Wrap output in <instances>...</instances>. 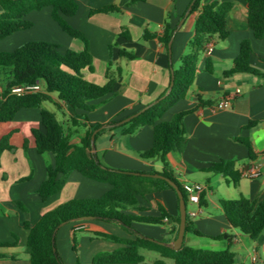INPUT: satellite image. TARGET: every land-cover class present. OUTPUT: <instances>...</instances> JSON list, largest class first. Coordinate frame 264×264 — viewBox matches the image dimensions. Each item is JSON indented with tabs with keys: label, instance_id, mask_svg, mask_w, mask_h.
<instances>
[{
	"label": "crops",
	"instance_id": "1",
	"mask_svg": "<svg viewBox=\"0 0 264 264\" xmlns=\"http://www.w3.org/2000/svg\"><path fill=\"white\" fill-rule=\"evenodd\" d=\"M214 1L220 0H202V4ZM78 2V13L68 18V22L89 42L94 71L85 70L86 79L103 86L108 82L109 70L117 78V84L115 93L93 102L97 107L87 114L76 113L59 102L55 94L52 95L53 102L43 104L44 109L54 113L67 127L72 126L73 118L84 124L72 139V143L77 145L91 126L101 124L107 128L112 122L120 123L168 93L174 68L190 51L198 17V13L190 15V12L186 16L193 0H146L133 4L129 0ZM233 2L234 7L226 19L228 38L219 40L214 37L213 52L202 55L187 97L176 103L159 122H171L178 114L187 112L184 117L186 147L182 153H170L168 161L182 186L198 183L206 188L205 206L201 201L199 207L188 202L186 212L190 227L200 232L199 237L207 238L211 247L222 242L230 245V251L235 254V264H264V232L257 241L243 235L229 223L220 204L222 200L240 197L264 199V77L256 74L227 75L234 68L241 44L246 40L252 44V66L264 75V41L256 39L249 28L246 2ZM107 6H116L118 10L107 14L93 12ZM29 19L34 23L30 30L40 28L46 36L53 35L52 43L58 44L61 51L81 52L84 49L81 40L71 38L54 22L50 8L33 12ZM168 23L174 29L171 49L157 37L144 38L146 32L162 36ZM22 33H15L4 40H21ZM122 50L132 53L135 58L122 57ZM207 59L212 61V73L207 70ZM226 98H231V105L218 108V102ZM251 123L255 125L252 127ZM40 128L41 109L22 110L12 122L0 123V142L10 135L12 146L0 160V244H17L0 248V255L7 256L0 259V264H30L26 222L34 226L45 213L61 204L73 199H97L111 189L108 184L91 181L74 172L59 194L43 202L38 189L47 167L53 165L55 159L52 153L40 155L37 151L33 130ZM152 145L151 127H143L132 135H125L122 129H117L99 135L92 152L102 164L114 170L161 173L163 165L160 160L145 161L139 157V153L149 150ZM222 161L234 163L237 179L210 171ZM253 164L262 165L261 174L251 179L247 173ZM138 200L140 206L149 210L145 215L160 216L159 207L163 206L170 217L162 225L133 224V228L171 248L178 237V194L167 190ZM199 208L201 213L192 218L189 213ZM100 233L134 239L131 232L116 223L85 219L68 222L57 230L55 237L56 248L64 264H75V257L79 256L90 258L88 261L84 259L85 264H93L99 254L124 248L123 244L99 237ZM220 236H224L223 239ZM142 254L145 261L140 264H174L155 251L143 250Z\"/></svg>",
	"mask_w": 264,
	"mask_h": 264
},
{
	"label": "trees",
	"instance_id": "2",
	"mask_svg": "<svg viewBox=\"0 0 264 264\" xmlns=\"http://www.w3.org/2000/svg\"><path fill=\"white\" fill-rule=\"evenodd\" d=\"M144 1L146 0H129L132 4ZM243 1L247 4L250 30L256 39L264 41V0ZM233 7V0L214 1L206 5L202 4V0H193L190 15L198 13L195 35L190 42V51L180 59L179 66L174 68V85L171 92L159 103L123 125L119 126V122H112L107 128L101 124L91 126L82 137L81 143L77 145L72 143V139L84 124L73 118L72 126L67 127L58 121L54 113L44 109L43 104L53 102L52 95L55 94L59 102L66 104L76 113L87 114L96 109L97 106L93 102L113 95L117 84V78L113 77L109 70L108 82L103 86L86 79L84 71H94L89 42L80 30L68 22V18L78 13V0H0V41L15 33L32 29L34 23L29 19L30 15L50 8L52 19L59 28L71 38L81 40L85 45L81 52L73 50L63 52L58 44L31 41L13 51L0 52V123L12 122L22 110L41 109V128L33 130L37 151L40 155L47 153L54 155V164L47 167L45 178L38 189L40 198L46 202L59 194L74 172H78L86 179L105 183L111 187L100 198L73 199L59 205L45 213L34 226L26 222L24 227L29 231L27 253L30 264H64L56 248V232L63 224L80 219L116 223L134 235V239L126 240L105 233L98 234L99 237L125 246L111 253L99 254L94 260L95 264H140L145 261L143 250L155 251L163 259L172 260L174 264H235V254L229 249L218 251L196 249L183 243L182 247L175 251L140 234L132 226L133 224L162 225L163 221L170 217L163 206L159 207L160 216L145 215L144 213L149 210L139 204V197L145 198L167 190L176 192L167 180L152 175H162L174 182L182 193L187 208L189 196L174 176L168 161L170 153H182L186 147L187 132L184 117L187 112L178 114L171 122L159 121L176 103L187 97L194 84L201 57L207 53V47L212 44L214 37H218L219 40L228 38L226 19ZM117 10L116 6H107L93 12L107 14ZM173 34L174 29L168 23L162 36L146 32L144 38L157 37L169 48ZM251 55L252 44L246 40L241 44L234 68L227 75L256 74L264 77L252 66ZM121 56L130 60L135 58L126 50L121 51ZM207 70L213 72L211 59H207ZM34 85H40L41 91L26 92L21 95L12 92L16 87ZM254 125L255 123L250 124L252 127ZM146 126L153 129V145L149 150L139 153V157L145 161L160 160L163 165L161 173L114 170L102 164L98 156L92 152L91 139L96 130H98L97 139L107 131L122 129L125 135H132ZM10 138L11 136L8 135L0 142V160L5 151L12 149ZM210 171L231 175L237 179L233 162L222 161L211 167ZM200 201L205 206V193L201 194ZM220 204L233 227L253 241L260 238L264 232V199L250 200L240 197L237 200H222ZM180 221L179 215L176 236L179 233ZM187 232L201 236L200 232L190 227L188 214ZM223 237L219 238L223 239ZM16 245L3 243L0 244V248ZM4 258L7 256L0 255V259ZM75 264H80L79 260Z\"/></svg>",
	"mask_w": 264,
	"mask_h": 264
},
{
	"label": "rangeland",
	"instance_id": "3",
	"mask_svg": "<svg viewBox=\"0 0 264 264\" xmlns=\"http://www.w3.org/2000/svg\"><path fill=\"white\" fill-rule=\"evenodd\" d=\"M23 36L21 37V40L19 39H12L9 41L6 40H1L0 41V52H5V51H12L13 48H18L20 46H22L23 44L27 43V42H31V41H46V42H51L53 41L54 37L53 35L50 36V34H44L43 31H41L40 28H35L33 30H27V31H23ZM43 35V36H42ZM52 37V38H51ZM52 39V40H51ZM15 48V49H16ZM1 92V89H0ZM46 105H50V103H46ZM117 130V129H116ZM196 226V225H195ZM196 229V228H195ZM186 245L188 246H192L195 247L197 249H204V250H225V249H229L230 250V245H225L224 242L222 243H217L218 246L216 247H211L209 246L210 241L207 238H203V237H199L198 235H196L195 233H188L187 237H186ZM79 258V259H78ZM88 261V257L84 256H79V257H75V260L77 262V260H79L80 264H85L84 262ZM89 260V263H92V261ZM249 264V263H248Z\"/></svg>",
	"mask_w": 264,
	"mask_h": 264
},
{
	"label": "built area",
	"instance_id": "4",
	"mask_svg": "<svg viewBox=\"0 0 264 264\" xmlns=\"http://www.w3.org/2000/svg\"><path fill=\"white\" fill-rule=\"evenodd\" d=\"M213 52V46L212 44L208 45L207 47V54H211ZM41 91L40 85H34L29 87H16L13 89V93L17 95L24 94L26 92H38ZM231 105V98H226L218 102L217 107L220 109L227 108ZM261 164H253V166L249 169L247 175L249 178L254 179L260 176L261 174ZM185 191L187 192L189 196V202L192 204L200 206V197L201 194L205 193L206 188L202 184L193 183V184H184L183 185ZM201 213V209L196 211L190 212V216L192 218H196ZM95 264V263H93Z\"/></svg>",
	"mask_w": 264,
	"mask_h": 264
},
{
	"label": "water",
	"instance_id": "5",
	"mask_svg": "<svg viewBox=\"0 0 264 264\" xmlns=\"http://www.w3.org/2000/svg\"><path fill=\"white\" fill-rule=\"evenodd\" d=\"M191 8L192 6L189 8V11L187 12L186 16H188L189 12L191 11ZM171 43L172 41L170 42L169 44V49H171ZM173 85H174V72L172 73V82H171V85H170V88H169V91L168 93L163 96L162 98H160L158 101H156L155 103L151 104V105H148L146 106L145 108H143L141 111H139L138 113L130 116L129 118H127L126 120L120 122L118 125H123L129 121H131L132 119H134L135 117L139 116L141 113L145 112L147 109H149L150 107H152L153 105L159 103L162 99H164L172 90L173 88ZM98 133V130H96L92 136V139H91V142H92V148L94 149V146H95V139H96V134ZM153 177L155 178H159V179H165L169 182V184L171 186H173V188L176 190L178 196H179V199H180V217H181V221H180V227H179V233H178V237L176 239V241L174 242V244L171 246V248L175 251H178L183 243H184V239H185V234H186V220H187V212H186V204H185V200H184V197L182 195V193L180 192L178 186L172 182L171 180L165 178L164 176L162 175H152ZM88 219V218H87Z\"/></svg>",
	"mask_w": 264,
	"mask_h": 264
}]
</instances>
